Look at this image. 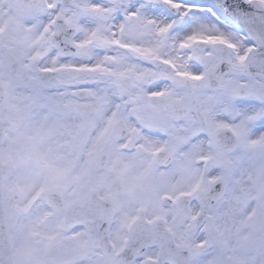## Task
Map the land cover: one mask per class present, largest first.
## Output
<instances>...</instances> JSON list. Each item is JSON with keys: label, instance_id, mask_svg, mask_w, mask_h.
Returning <instances> with one entry per match:
<instances>
[{"label": "snow or ice", "instance_id": "6c2138e0", "mask_svg": "<svg viewBox=\"0 0 264 264\" xmlns=\"http://www.w3.org/2000/svg\"><path fill=\"white\" fill-rule=\"evenodd\" d=\"M0 264H264V0H0Z\"/></svg>", "mask_w": 264, "mask_h": 264}]
</instances>
